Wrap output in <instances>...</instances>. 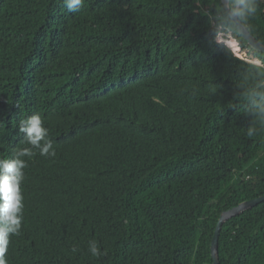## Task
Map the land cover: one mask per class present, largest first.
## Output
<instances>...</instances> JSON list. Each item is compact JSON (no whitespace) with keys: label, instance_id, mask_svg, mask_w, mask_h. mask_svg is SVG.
<instances>
[{"label":"trees","instance_id":"obj_1","mask_svg":"<svg viewBox=\"0 0 264 264\" xmlns=\"http://www.w3.org/2000/svg\"><path fill=\"white\" fill-rule=\"evenodd\" d=\"M246 3L264 45V0ZM245 51L222 0H0V159L33 153L8 264H213L223 211L264 195V55ZM37 113L54 157L21 131ZM218 257L264 264V201Z\"/></svg>","mask_w":264,"mask_h":264},{"label":"clouds","instance_id":"obj_2","mask_svg":"<svg viewBox=\"0 0 264 264\" xmlns=\"http://www.w3.org/2000/svg\"><path fill=\"white\" fill-rule=\"evenodd\" d=\"M230 2L247 7L246 0H230ZM63 4L68 12L74 13L83 6L84 0H63ZM231 14L240 15L242 12L232 7ZM229 39L235 40L236 38L229 37ZM21 131L26 134L27 142L33 148L39 149L41 155L55 156L52 142L46 139L48 129L38 113L26 118ZM41 141H44L43 145ZM32 155L31 149L25 148L20 150L16 157L0 159V264H8L6 253L10 236L19 234L23 221L24 197L21 185L25 178L23 170L27 167V162L20 157H31ZM72 251L75 252L76 249L73 248ZM89 251L97 257L102 254L95 241L90 242Z\"/></svg>","mask_w":264,"mask_h":264},{"label":"water","instance_id":"obj_3","mask_svg":"<svg viewBox=\"0 0 264 264\" xmlns=\"http://www.w3.org/2000/svg\"><path fill=\"white\" fill-rule=\"evenodd\" d=\"M222 4L224 6L225 12L231 17L232 22L238 29L239 33H242L241 36L243 39H245L248 44L252 47V49L255 52H258L260 54L264 55V45L259 42L252 34L251 32L247 29V27L243 24L242 20L240 19L239 15H232L231 14V8L233 7L232 3L230 0H222ZM231 4V5H230ZM238 11V7L236 8ZM234 50V49H233ZM262 65V64H258ZM264 201V195H261L257 198L245 200L241 202L239 205L228 209L224 210L223 213L221 214L218 223L216 224L215 231L212 237L211 241V258L213 260V264H219V257H218V236L219 232L225 222H227L229 219L232 217H235L242 212H244L247 209H250L257 204L261 203Z\"/></svg>","mask_w":264,"mask_h":264},{"label":"rangeland","instance_id":"obj_4","mask_svg":"<svg viewBox=\"0 0 264 264\" xmlns=\"http://www.w3.org/2000/svg\"><path fill=\"white\" fill-rule=\"evenodd\" d=\"M231 36V33L226 36V34L224 33H221L219 35V38L218 40L220 42H224L227 40V37L229 38ZM231 47V46H230ZM236 47V44H234V47L232 46L233 49H235ZM242 57L241 58H244L245 60H247L248 62L250 63H254V64H262V59H261V55H258L255 51H252V52H248V51H245V52H242Z\"/></svg>","mask_w":264,"mask_h":264},{"label":"bare ground","instance_id":"obj_5","mask_svg":"<svg viewBox=\"0 0 264 264\" xmlns=\"http://www.w3.org/2000/svg\"><path fill=\"white\" fill-rule=\"evenodd\" d=\"M226 44H227V42H225ZM239 43V42H238ZM228 46L230 45L231 46V48H232V46L234 47V45H232L231 43H229V44H227ZM233 49V48H232ZM235 52V51H234Z\"/></svg>","mask_w":264,"mask_h":264}]
</instances>
